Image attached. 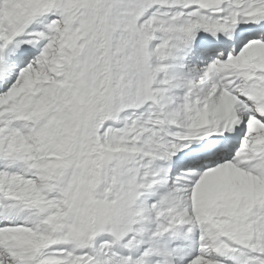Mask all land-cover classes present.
Segmentation results:
<instances>
[{
    "label": "snow or ice",
    "instance_id": "snow-or-ice-1",
    "mask_svg": "<svg viewBox=\"0 0 264 264\" xmlns=\"http://www.w3.org/2000/svg\"><path fill=\"white\" fill-rule=\"evenodd\" d=\"M0 264H264V0H0Z\"/></svg>",
    "mask_w": 264,
    "mask_h": 264
}]
</instances>
